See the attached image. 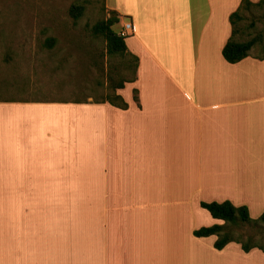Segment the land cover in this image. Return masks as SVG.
<instances>
[{
  "label": "crops",
  "instance_id": "crops-1",
  "mask_svg": "<svg viewBox=\"0 0 264 264\" xmlns=\"http://www.w3.org/2000/svg\"><path fill=\"white\" fill-rule=\"evenodd\" d=\"M242 1L105 0L134 25L125 109L0 99V264H264L195 235L225 223L202 202L264 213V58L223 54Z\"/></svg>",
  "mask_w": 264,
  "mask_h": 264
},
{
  "label": "rangeland",
  "instance_id": "rangeland-1",
  "mask_svg": "<svg viewBox=\"0 0 264 264\" xmlns=\"http://www.w3.org/2000/svg\"><path fill=\"white\" fill-rule=\"evenodd\" d=\"M77 1L86 10L75 21L69 9ZM109 15L105 0H0V99L100 100L130 82L128 59L108 55L92 33ZM48 38L56 39L53 47ZM232 230L240 240L264 242L262 225Z\"/></svg>",
  "mask_w": 264,
  "mask_h": 264
},
{
  "label": "trees",
  "instance_id": "trees-1",
  "mask_svg": "<svg viewBox=\"0 0 264 264\" xmlns=\"http://www.w3.org/2000/svg\"><path fill=\"white\" fill-rule=\"evenodd\" d=\"M86 5L84 1H77L69 9L70 15L75 21H78L85 13ZM120 16L115 11H110L109 17L102 19L92 26V33L97 37H102L106 42L107 53L111 57H126L129 66L134 71V76L130 81L136 78V70L139 59L128 51L126 38L121 36L116 29L120 23ZM230 22L233 27L232 35L223 49V54L227 61L231 63L239 62L245 57L251 55L254 49H260L258 57L264 58V0L253 2L243 0L238 10L230 15ZM56 39L48 38L46 44L53 47ZM125 82H120L112 87L113 92L102 99L103 102H110L121 108H127L128 103L117 90L123 88ZM135 99L137 95L135 94ZM214 218L223 220L224 224H214L212 226L201 227L195 230L198 237H207L217 235L215 247L223 249L232 241L240 242L245 252L253 248H260L264 251V242L259 243L249 238L246 241L237 238L232 227L243 224L262 225L264 227V213L257 218H253L247 205L237 206L230 200L223 202H202Z\"/></svg>",
  "mask_w": 264,
  "mask_h": 264
},
{
  "label": "built area",
  "instance_id": "built-area-1",
  "mask_svg": "<svg viewBox=\"0 0 264 264\" xmlns=\"http://www.w3.org/2000/svg\"><path fill=\"white\" fill-rule=\"evenodd\" d=\"M134 32V25L133 22L130 20H127L124 22V24L122 25L121 30L119 31V34L121 36L127 37L131 34H133Z\"/></svg>",
  "mask_w": 264,
  "mask_h": 264
}]
</instances>
